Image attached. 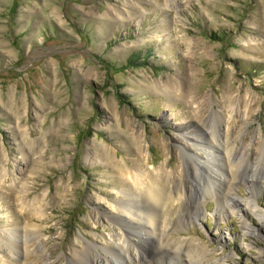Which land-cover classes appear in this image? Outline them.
<instances>
[{
	"label": "rangeland",
	"instance_id": "obj_1",
	"mask_svg": "<svg viewBox=\"0 0 264 264\" xmlns=\"http://www.w3.org/2000/svg\"><path fill=\"white\" fill-rule=\"evenodd\" d=\"M213 109L264 167V0H0V264H112L125 199L131 264H264L261 173L186 177Z\"/></svg>",
	"mask_w": 264,
	"mask_h": 264
},
{
	"label": "bare ground",
	"instance_id": "obj_2",
	"mask_svg": "<svg viewBox=\"0 0 264 264\" xmlns=\"http://www.w3.org/2000/svg\"><path fill=\"white\" fill-rule=\"evenodd\" d=\"M225 108L228 109L227 110L228 112L230 111L229 109H234V110L239 109L236 106H233V107H227L226 106ZM219 109H222V106H219ZM238 111L242 112L241 110H238ZM212 114H213V117H214L215 123H216L215 130L211 129L208 126V124H203L205 129L208 131V134L204 133V131H202L201 135L200 134L194 135L193 140L191 138H188V140H187V142H189V148L194 151V154H191V156H189V158L195 159L194 156H196V160L198 162L193 167H191V168H193V170H191L190 173L186 175V177L190 178L191 182H192V180H194L193 182H195L198 185V187L200 188V192H203V194H205L206 191H209L210 190L209 187L213 184H217L218 186H220L218 184V183H220V184H225L227 186V182L230 179L232 181V179L234 180V178L237 177V175H238L237 171H238L242 161L245 160V162H246L248 160L247 158H249V155H248L249 149H247L246 146H243L240 148L236 147V150H232L229 147V144L227 141V139H228L227 135L225 134V140H224V139H222L221 135L219 134L220 131H222L221 130V128H222L221 123H223V124L225 123L226 127L227 128L229 127L228 121L231 117V114L229 113V116L225 118L223 113H220L218 110H215V109L212 110ZM190 134H192V133H190ZM197 141H204L203 142L204 146H202V143L199 144V146H198ZM233 142H235V138L233 139ZM181 147L183 150H185V146H181ZM201 147H204L206 149L205 150V158L199 155V153L201 152V149H200ZM263 158H264V151H263ZM205 160H206V162H205ZM199 163L204 164L203 169H201L202 165H199ZM246 164H247V162H246ZM248 164H247V166L249 167V169L251 171H258L261 173L260 174L261 176L254 174V173H252L250 176H252V177L253 176L254 177L255 176L256 177H264V167H262L261 165L258 164V157L255 158V162L248 160ZM144 173H145L144 171H141L139 173L138 172L134 173L133 181L135 182V184H137V185L140 184L139 179H141V177L144 175ZM203 176L206 177V179L209 181V183H207L206 185H201V183H202L201 179H204ZM226 178H229V179L224 180ZM251 181H252V179H251ZM184 187H185L184 186V180L183 181L177 180L172 185L173 192L178 193V195H180V197L182 199H184V197L186 198V193H185ZM229 190L231 191L230 186L228 187V191L226 194L223 191L222 196H223L224 200L229 201V198H228V193L230 192ZM126 193H128V190H126ZM216 193L217 192L215 190V191L207 193V195H213ZM230 196H231V194L229 195V197ZM148 197L151 198L150 196H148ZM205 197H206V195H205ZM234 198H233V200H235ZM187 199H189V198L187 197ZM133 201L134 200H132L131 202H128L127 199H125V202H123V205H122L123 209L125 210V213H127L131 217V219L134 220V224L131 225L132 227L128 228V230L129 229L130 230L127 234H129V233L132 234L136 230H138V227L140 228L141 225L143 226V222L141 220H144L146 222V226L148 228L150 226L151 231L147 230L148 232L150 231L149 234H155L156 232H159L162 229V226L164 224H166L165 216L163 214L158 213V210L161 211V209H162V211H161L162 213L165 212L163 210L164 203L163 202H160V203L159 202L158 203L153 202L154 208H158V210L156 209L157 211L156 210L151 211L150 209L143 210L139 204L135 203V205H134ZM195 201H196V203L200 202L197 200H195ZM250 201L251 200L245 201V203L250 205L249 206L250 208L255 207V203H253L251 205ZM203 202H204V200H203ZM158 205H160V207ZM144 227H145V225H144ZM144 233H146V231ZM127 234H125L124 243H123L124 245H122V242H115V246H117L120 249V251L117 250L116 247L113 249V251L115 253L112 254V264H131L132 261L137 259V257L141 259V257H143L145 255L142 251H140L139 254H133L130 252V249L128 248V246H129V244H133L134 242L127 236ZM142 254H144V255H142ZM77 258H79V256L75 257V259H77Z\"/></svg>",
	"mask_w": 264,
	"mask_h": 264
}]
</instances>
